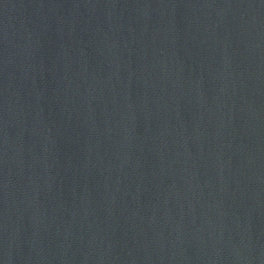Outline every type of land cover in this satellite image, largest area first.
Masks as SVG:
<instances>
[{
  "label": "water",
  "instance_id": "1",
  "mask_svg": "<svg viewBox=\"0 0 264 264\" xmlns=\"http://www.w3.org/2000/svg\"><path fill=\"white\" fill-rule=\"evenodd\" d=\"M0 264H264V0H0Z\"/></svg>",
  "mask_w": 264,
  "mask_h": 264
}]
</instances>
